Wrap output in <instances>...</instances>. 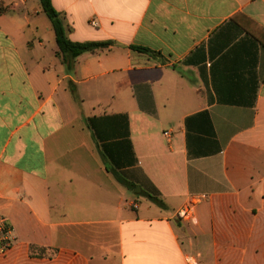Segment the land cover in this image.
Here are the masks:
<instances>
[{
  "label": "crops",
  "instance_id": "crops-1",
  "mask_svg": "<svg viewBox=\"0 0 264 264\" xmlns=\"http://www.w3.org/2000/svg\"><path fill=\"white\" fill-rule=\"evenodd\" d=\"M52 3L114 45L68 73L40 0H0V264H264V0Z\"/></svg>",
  "mask_w": 264,
  "mask_h": 264
},
{
  "label": "trees",
  "instance_id": "trees-1",
  "mask_svg": "<svg viewBox=\"0 0 264 264\" xmlns=\"http://www.w3.org/2000/svg\"><path fill=\"white\" fill-rule=\"evenodd\" d=\"M43 11L45 15L50 20L53 30L56 36V43L58 47L57 57L61 59L64 64L66 71L68 73H73L76 67L77 59L85 54V53H95L100 50H108L113 45V41L107 42H74L72 41L67 34V29L64 25L63 19L61 17V13L56 10L54 7L52 0H40ZM0 10L3 9L0 6ZM132 50L144 53L153 58H161L162 55L159 52L153 51L148 48L132 46ZM96 119H90L89 125L91 128H94ZM127 123V122H126ZM128 136V135H126ZM128 138V137H127ZM127 143L129 140L126 139ZM109 172L113 173L117 181L123 184L125 187L129 189H135L136 186L127 181L124 177L121 176L118 171L109 169ZM141 196L145 197L147 200L155 204L161 209H165L166 205L164 201L158 196L147 192H142Z\"/></svg>",
  "mask_w": 264,
  "mask_h": 264
},
{
  "label": "built area",
  "instance_id": "built-area-1",
  "mask_svg": "<svg viewBox=\"0 0 264 264\" xmlns=\"http://www.w3.org/2000/svg\"><path fill=\"white\" fill-rule=\"evenodd\" d=\"M91 25L97 26L96 19L91 20ZM165 136L168 139L173 137L171 132H165ZM205 197H199L198 199L190 202L187 206L183 207L177 212V218L180 220L188 221L192 219L194 215L195 206L204 200ZM134 207L137 208L136 205ZM16 238L14 236V229L7 217L0 214V260L5 259L11 250L14 248Z\"/></svg>",
  "mask_w": 264,
  "mask_h": 264
}]
</instances>
